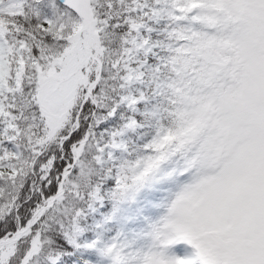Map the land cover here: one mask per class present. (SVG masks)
Instances as JSON below:
<instances>
[{"label":"snow or ice","instance_id":"1","mask_svg":"<svg viewBox=\"0 0 264 264\" xmlns=\"http://www.w3.org/2000/svg\"><path fill=\"white\" fill-rule=\"evenodd\" d=\"M0 264H264V0H0Z\"/></svg>","mask_w":264,"mask_h":264}]
</instances>
